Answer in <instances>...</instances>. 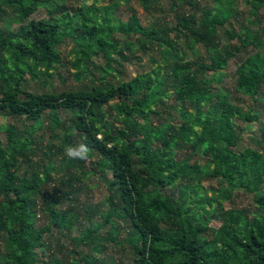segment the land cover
<instances>
[{"label":"trees","instance_id":"16d2710c","mask_svg":"<svg viewBox=\"0 0 264 264\" xmlns=\"http://www.w3.org/2000/svg\"><path fill=\"white\" fill-rule=\"evenodd\" d=\"M94 1L109 6L69 13L65 1L0 0V15L11 9L18 23L0 28V116L8 120L0 123V264H112L109 247L131 264H264V124L260 148L243 147L237 129H250L245 123L259 111H244L231 91L215 87L233 61L236 92L261 104L264 0H204L211 8L178 0L193 13L182 12L172 31L187 50L205 53L159 65L152 57L159 32L143 28L132 9L120 23L112 18L116 2ZM140 2L148 12L151 2ZM238 3L248 17L230 33L237 44L222 49L218 31ZM41 8L47 19H31ZM67 39L71 76L90 78L89 87L25 88L27 75L54 76ZM138 54L151 56L153 69L122 79ZM80 143L90 149L89 169L64 155ZM51 175L60 184L48 191ZM94 176L106 201L62 209ZM212 180L223 186L206 189ZM236 194L250 196L252 208H226ZM59 238L71 244L65 253Z\"/></svg>","mask_w":264,"mask_h":264},{"label":"rangeland","instance_id":"374dc122","mask_svg":"<svg viewBox=\"0 0 264 264\" xmlns=\"http://www.w3.org/2000/svg\"><path fill=\"white\" fill-rule=\"evenodd\" d=\"M57 1H65V8L69 13H72L82 4L84 6H94L96 9L100 10L109 6V1H99L95 2L94 0H57ZM143 1V0H142ZM151 2V7L148 12L143 9L140 0H129L128 4H125L121 1L112 0V3L116 6L114 7L112 18L115 21L120 23H126L129 16L130 10L132 9L137 16L140 25L146 30H152L159 32L160 38H162L163 42L161 43V49L154 50L152 52V57L156 61V64L159 65L163 61H169V63L173 62L176 59H182L185 61L195 59L201 55H204V49L202 47H196L193 51H189L185 48V41L180 37L176 36L175 32L172 30L176 26V22L180 16V14L185 13H193V10L190 6H186L184 4H180L178 0H149ZM187 2L188 0H183ZM200 7L211 8L212 5L208 1L197 0ZM172 4L176 5V9H172ZM249 8L246 7L242 3H238L237 5V13L236 16L231 18L227 25H225L221 31H218V36L220 40V48H228L229 45L237 44V39L230 36L231 32H239L245 25V20L248 17ZM100 15V13H98ZM261 15L264 18V10L261 11ZM31 19L44 21L47 19L46 11L41 8L34 15L31 16ZM11 27V29H15L18 26L16 22L15 14L11 9H6L0 15V28L4 29L5 27ZM264 27L258 28L259 31H262ZM163 32H166L164 34ZM164 41L170 42V44L165 43ZM73 42L70 39H67L64 43L59 47L61 51L63 65L58 66L54 76L52 78L49 77H38L35 79L29 78V75L26 76L28 79L24 84V87L33 92H41L46 89H52V91L60 92L61 90H69V89H77L82 87H89L91 82L90 78L82 77L80 82H77L72 76L71 73L74 72V69L71 67L70 62L73 58L72 54ZM140 57V61L135 59H131V62L124 64V75L122 79L127 80L128 78L135 77L137 74L150 72L154 65L151 63L149 58L151 56H142L138 54ZM95 62L98 65H102V60L96 59ZM167 68L163 69L165 73ZM235 64L230 61L228 65L223 69V82L221 85H217L215 87H223L232 92L231 99L233 102L237 103L244 111L251 109L259 111V118L257 121L245 123V125L249 126L250 129L239 130L237 129L238 135L243 139L242 146H249L253 149L260 148V129L259 124H264V108H259L258 106L264 105V95L262 96L261 104L253 103L254 101L250 100L247 97H244L236 92L234 81H235ZM51 83V86L49 85ZM60 117H64V113H61ZM7 118L0 116V123L5 124L7 122ZM244 124H241L243 127ZM4 139V138H3ZM65 155V151H64ZM66 156V155H65ZM66 159H69L66 156ZM93 164V161L87 159L85 161V168L89 169V167ZM51 181L47 185L48 191L52 186L54 188L59 187V179L55 178V175H51ZM101 179L98 176L91 177L89 179L83 180L82 184L86 187H82V189L78 190L77 193L71 197L72 201L65 202L62 205V209L67 208V204L71 206H84L85 204L96 205L106 201L107 192L105 187L101 184ZM221 181L212 180L209 182H204V186L206 189H216L217 187L223 186ZM61 191H65L63 188ZM251 198L248 195L236 194L231 202H227L224 206L227 208L231 207H251ZM41 206V205H40ZM218 217V216H217ZM38 226L45 225L46 217L43 215V212L40 211L38 213ZM218 223L213 222V226L217 227ZM77 228L75 227L71 236L76 235ZM53 238H51V242L53 243ZM59 243L63 246L62 252L65 253L67 249L71 248V244L68 240H64L63 238H59ZM106 255L110 256L113 260L112 264H131L130 261L122 260L124 256H122L119 252H114L112 248H108ZM105 259V254H103ZM76 259V257H73ZM107 260L105 259V262Z\"/></svg>","mask_w":264,"mask_h":264},{"label":"clouds","instance_id":"9594fccd","mask_svg":"<svg viewBox=\"0 0 264 264\" xmlns=\"http://www.w3.org/2000/svg\"><path fill=\"white\" fill-rule=\"evenodd\" d=\"M65 155L69 159H80V160H87L90 155L89 147L84 144L80 143L78 146H68L65 148Z\"/></svg>","mask_w":264,"mask_h":264}]
</instances>
